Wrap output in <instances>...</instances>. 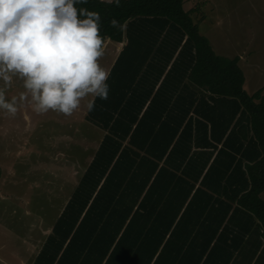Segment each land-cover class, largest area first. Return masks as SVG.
Wrapping results in <instances>:
<instances>
[{
  "label": "trees",
  "instance_id": "1",
  "mask_svg": "<svg viewBox=\"0 0 264 264\" xmlns=\"http://www.w3.org/2000/svg\"><path fill=\"white\" fill-rule=\"evenodd\" d=\"M183 4L75 5L125 44L85 117L102 140L33 264H264V86L244 90Z\"/></svg>",
  "mask_w": 264,
  "mask_h": 264
},
{
  "label": "clouds",
  "instance_id": "2",
  "mask_svg": "<svg viewBox=\"0 0 264 264\" xmlns=\"http://www.w3.org/2000/svg\"><path fill=\"white\" fill-rule=\"evenodd\" d=\"M114 2L119 6L120 0ZM78 3L87 0H0V79L21 78L38 114L51 110L70 117L88 96L108 99L110 73L99 61L110 37L100 34V14L77 9ZM110 26L124 28L116 19ZM94 107L89 101L88 111ZM0 109L17 112L2 91Z\"/></svg>",
  "mask_w": 264,
  "mask_h": 264
},
{
  "label": "crops",
  "instance_id": "3",
  "mask_svg": "<svg viewBox=\"0 0 264 264\" xmlns=\"http://www.w3.org/2000/svg\"><path fill=\"white\" fill-rule=\"evenodd\" d=\"M124 44L125 41L118 43L108 41L104 52L109 50L110 55H114L112 59L110 57L107 59V56L103 57L105 60L104 65L111 62L107 68L108 72ZM241 62L242 59L238 57V65L242 70ZM242 72L244 74L243 70ZM260 85V87L248 93L245 90L244 81L243 88L249 95H252L264 86L263 82ZM23 90L27 98L24 102L15 104L17 112L14 116L7 113L6 110L0 109L1 136L2 132L9 129L15 137L18 135L17 138L21 135L27 136L25 138L26 142L43 123L46 125L50 123L59 129L57 131L59 136L55 138L50 150H54L58 145L61 146V150L55 155H43L38 152L42 148L40 146L37 152L30 155L26 166L20 173L15 172L13 168L21 148L15 156H12L11 153L5 154V156H8L6 159H13L10 162L11 166H8L6 162H0V191L6 187L12 195L2 199L4 205L11 207L8 212L9 225L5 226L0 223V256L2 257L0 263L2 264H33L44 240L51 232L54 223L77 186L83 172L91 162L104 135V131L85 118L88 110L87 104L94 97L89 96L85 102L82 100L80 108L70 117L51 110L44 114H38L33 111L30 94H26L25 88ZM0 91L5 96L4 89L0 88ZM7 91L8 95L6 96L8 97H5V100L13 102L15 100L13 95L16 93L15 87L12 86ZM261 97L264 100V90ZM52 117L54 118L52 119ZM71 129L74 130L70 134L68 131ZM46 134L50 135L49 132H46ZM46 134L44 133V138L39 140L40 143H46ZM44 156L58 159L54 165H49L46 160L41 159ZM0 157H2L1 154ZM34 160L35 163L33 164ZM12 188L15 191L14 194H12ZM263 194H261V197ZM57 202L62 205L60 206L62 208L55 214V212L52 213V207L59 206ZM28 207L35 208L30 210ZM52 215H54L53 218ZM10 238H14L16 243H22L25 247H15L13 243L11 246Z\"/></svg>",
  "mask_w": 264,
  "mask_h": 264
},
{
  "label": "rangeland",
  "instance_id": "4",
  "mask_svg": "<svg viewBox=\"0 0 264 264\" xmlns=\"http://www.w3.org/2000/svg\"><path fill=\"white\" fill-rule=\"evenodd\" d=\"M107 1V0H104ZM201 4L202 11L204 13V19L198 20L195 18V14L192 15L194 21L198 23L200 33L205 36L216 54L232 58L238 56L242 59L241 67L245 75V90L250 91L260 87V83L264 85V0H184L183 9L190 11L197 4ZM110 51L104 52V55L100 58V64L106 70L110 63L104 65V56L107 59H112L114 55H110ZM12 75V74H10ZM15 87V104L22 103L25 99L23 80L16 75H12V79L9 83H5L0 79V88L4 89L5 97H8V88ZM89 97V96H88ZM86 97L85 100L88 98ZM49 118V117H46ZM54 117H52L53 119ZM74 129L68 131L73 132ZM59 129L54 127L50 123L48 125L42 124L35 134H32L28 141L25 142L27 136L18 135L15 137L9 129L5 132H0V162L11 166L12 158L5 156L6 153H11L15 156L19 153V157L15 162L13 170L20 173L30 157V155L40 149V154L55 155L61 150V146L58 145L54 150H50V147L54 144V140L59 136ZM97 131H99L97 129ZM49 132L50 135H47ZM46 134V143L39 142L44 138ZM71 134V133H70ZM13 137V138H12ZM12 138V139H11ZM26 144V145H25ZM24 145L23 147H21ZM43 161H47L49 165L55 164L58 158H41ZM35 163V160L33 164ZM29 185V184H28ZM0 223L8 226L9 223V209L10 206L4 205L2 199L7 196H12L10 191L6 187L0 191ZM15 191L12 188V194ZM10 194V195H9ZM264 199V194L262 195ZM56 202V201H54ZM61 202V200H60ZM53 206V212L61 210L62 205ZM30 210L35 207H28ZM56 210V211H55ZM54 215H52L53 218ZM18 240V239H17ZM16 240V241H17ZM12 243L15 247L23 246L22 243H16L14 238H10V245ZM25 247V246H23ZM2 259V257L0 256ZM0 259V260H1ZM2 264V263H0Z\"/></svg>",
  "mask_w": 264,
  "mask_h": 264
}]
</instances>
